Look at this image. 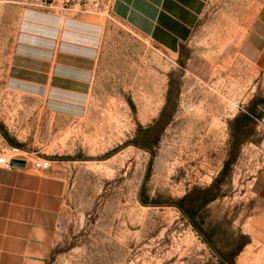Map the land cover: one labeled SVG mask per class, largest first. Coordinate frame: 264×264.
<instances>
[{
    "label": "rangeland",
    "instance_id": "1",
    "mask_svg": "<svg viewBox=\"0 0 264 264\" xmlns=\"http://www.w3.org/2000/svg\"><path fill=\"white\" fill-rule=\"evenodd\" d=\"M263 10L208 0L173 54L110 0H0V154L66 184L47 264H238L264 232Z\"/></svg>",
    "mask_w": 264,
    "mask_h": 264
},
{
    "label": "crops",
    "instance_id": "2",
    "mask_svg": "<svg viewBox=\"0 0 264 264\" xmlns=\"http://www.w3.org/2000/svg\"><path fill=\"white\" fill-rule=\"evenodd\" d=\"M208 0H110L115 18L163 50L176 53L192 36ZM255 32L264 39V10ZM253 47L255 43L253 40ZM64 179L29 166L0 167V264H47L54 248ZM238 264H264V232Z\"/></svg>",
    "mask_w": 264,
    "mask_h": 264
},
{
    "label": "trees",
    "instance_id": "3",
    "mask_svg": "<svg viewBox=\"0 0 264 264\" xmlns=\"http://www.w3.org/2000/svg\"><path fill=\"white\" fill-rule=\"evenodd\" d=\"M250 121H251V118L247 114L239 115L238 117L235 118V123L238 124L236 126L235 130L239 131L241 129V127L244 128L245 126H247ZM233 137H234L235 140H237V135H235V133L233 134ZM228 157H229V159H227L225 161L223 170L220 173V177L219 178H222L224 176V174H225L226 170L228 169L229 165L231 164L232 159H233L234 156L230 154ZM218 180L216 179L208 188H206L204 190V193L207 194V193L212 192V190L215 188ZM179 207L181 208V206H179ZM184 213H186V215L188 217L192 218V215H191V213L189 211H184ZM192 223L194 224V227H196L195 223L194 222H192ZM196 229H198V228H196Z\"/></svg>",
    "mask_w": 264,
    "mask_h": 264
},
{
    "label": "built area",
    "instance_id": "4",
    "mask_svg": "<svg viewBox=\"0 0 264 264\" xmlns=\"http://www.w3.org/2000/svg\"><path fill=\"white\" fill-rule=\"evenodd\" d=\"M11 160H21V159L18 157H6L5 155L0 154V167L7 170L13 169L14 167L10 165ZM34 166L38 170H48L51 167V163L47 160H39L38 162H35Z\"/></svg>",
    "mask_w": 264,
    "mask_h": 264
},
{
    "label": "water",
    "instance_id": "5",
    "mask_svg": "<svg viewBox=\"0 0 264 264\" xmlns=\"http://www.w3.org/2000/svg\"><path fill=\"white\" fill-rule=\"evenodd\" d=\"M10 165L14 168H24L26 163L22 160H11Z\"/></svg>",
    "mask_w": 264,
    "mask_h": 264
}]
</instances>
